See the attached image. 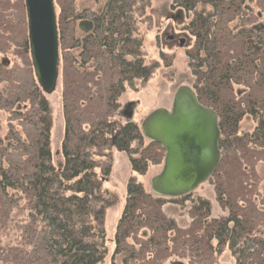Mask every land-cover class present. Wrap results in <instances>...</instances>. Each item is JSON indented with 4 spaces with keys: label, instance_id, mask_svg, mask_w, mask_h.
<instances>
[{
    "label": "trees",
    "instance_id": "trees-1",
    "mask_svg": "<svg viewBox=\"0 0 264 264\" xmlns=\"http://www.w3.org/2000/svg\"><path fill=\"white\" fill-rule=\"evenodd\" d=\"M150 1L104 0L77 9L81 0H54L63 117L62 162L55 165L52 111L34 78L24 0H0V111L7 118L0 137L1 264H102L105 210L117 203L104 188L111 151L126 155L140 176L163 164L164 150L146 141L136 123L114 130L121 96L155 69L138 28ZM168 6L184 21L188 86L217 117L220 160L208 181L224 215L212 218L210 202L192 193L162 198L130 178L111 261L220 264L226 253L233 264H264V206L255 201L264 183L256 170L264 162V0ZM245 117L254 127L240 135ZM186 203L191 224L181 229L163 207ZM10 227L16 239L4 245Z\"/></svg>",
    "mask_w": 264,
    "mask_h": 264
},
{
    "label": "rangeland",
    "instance_id": "rangeland-1",
    "mask_svg": "<svg viewBox=\"0 0 264 264\" xmlns=\"http://www.w3.org/2000/svg\"><path fill=\"white\" fill-rule=\"evenodd\" d=\"M104 0H81L82 7L94 8V5L101 4ZM168 0H152L149 3L148 16L138 27L141 34H145L143 43V55L147 64L155 65L152 75L145 81H138L134 89H126L125 93L120 98L121 106L126 103L134 105L131 121L138 126L141 125L143 119L151 112L157 109L170 110L174 93L182 85H189L190 75L187 68V61L184 49L187 46V38L179 31L180 26L184 22L180 17H176L172 12H169ZM181 19V20H180ZM172 30V31H171ZM166 33L175 34L180 39L169 43L165 39ZM182 37H181V36ZM183 39V47H180L179 40ZM163 54V56L161 55ZM1 58V57H0ZM180 85V86H182ZM60 79L57 90L50 96H45L49 102L52 111V132H51V150L53 154V162L59 165L62 162L60 156V146L63 138V117L61 108L60 94ZM120 106V107H121ZM119 124H124V119L116 117ZM7 126L6 114L0 111V137L4 136ZM254 127V123L248 117H245L240 124L239 134L250 133ZM148 141V140H146ZM146 144V142H145ZM101 162V168L107 166L105 158ZM162 165L150 166L145 176H140L134 173L129 166V161L126 155L118 153L114 150L110 155V173L108 181L104 183V188L116 196L117 203L105 210L104 230H105V248L107 256L102 264H120L118 260L113 263L111 261L114 251V232L117 220L120 216L125 202L126 184L130 178L136 179L142 183L146 191H151V179L161 172ZM258 174L264 175V162H259L256 166ZM99 171V170H98ZM259 206H264V183L257 190ZM205 199L211 205V217L219 218L224 215L216 201L213 185L207 181L198 187L192 194L191 199ZM190 203H186L183 208L167 204L163 207V213L175 220L176 224L181 229H186L191 224L189 215ZM7 231V236H3L4 245H11L16 239V233L12 227ZM9 230V229H8ZM12 231V232H11ZM177 261L174 258L169 259L165 264H170ZM220 264H233L228 254L224 253L219 260ZM1 264V263H0Z\"/></svg>",
    "mask_w": 264,
    "mask_h": 264
},
{
    "label": "water",
    "instance_id": "water-1",
    "mask_svg": "<svg viewBox=\"0 0 264 264\" xmlns=\"http://www.w3.org/2000/svg\"><path fill=\"white\" fill-rule=\"evenodd\" d=\"M24 7L34 77L42 92L51 95L59 83L54 0H24ZM140 129L146 140L164 150L161 172L150 181L154 195L174 199L191 194L215 173L220 160L217 117L197 102L189 86H179L170 110L157 109L149 113ZM170 264L185 263L173 261Z\"/></svg>",
    "mask_w": 264,
    "mask_h": 264
},
{
    "label": "flooded vegetation",
    "instance_id": "flooded-vegetation-1",
    "mask_svg": "<svg viewBox=\"0 0 264 264\" xmlns=\"http://www.w3.org/2000/svg\"><path fill=\"white\" fill-rule=\"evenodd\" d=\"M165 39H167V41L169 43H172V42H175L176 40L180 39V37L178 38L175 34H172L171 35L169 33H166ZM179 42H180V45H183V39L179 40ZM133 108H134V105L132 103H126V104H124V106H121L120 109H119V111H118V117H120L121 119H124V121H125L124 123H126L128 121H131V118H130V120H127V118L129 116H132V114H133ZM121 125H123V124H121ZM119 126H120L119 125V120H117L115 122V126H114V130L116 132L118 131V129H120V128H118Z\"/></svg>",
    "mask_w": 264,
    "mask_h": 264
},
{
    "label": "bare ground",
    "instance_id": "bare-ground-1",
    "mask_svg": "<svg viewBox=\"0 0 264 264\" xmlns=\"http://www.w3.org/2000/svg\"><path fill=\"white\" fill-rule=\"evenodd\" d=\"M28 48H29V44H28ZM30 56V55H29ZM31 61V60H30ZM32 66V65H31ZM35 78V77H34ZM36 80V79H35ZM38 84V83H37ZM38 87L40 88V86H39V84H38ZM58 87V86H57ZM40 90H41V88H40ZM56 90H57V88H56ZM42 91V90H41ZM45 96H50V95H46L45 93H43ZM53 94V93H52ZM51 94V95H52ZM20 220V219H19ZM16 221V220H15Z\"/></svg>",
    "mask_w": 264,
    "mask_h": 264
}]
</instances>
